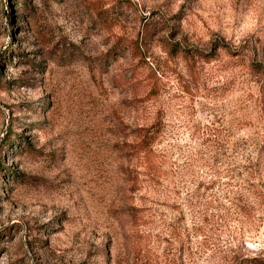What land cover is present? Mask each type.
<instances>
[{"label": "rangeland", "instance_id": "1", "mask_svg": "<svg viewBox=\"0 0 264 264\" xmlns=\"http://www.w3.org/2000/svg\"><path fill=\"white\" fill-rule=\"evenodd\" d=\"M0 264H264V0H0Z\"/></svg>", "mask_w": 264, "mask_h": 264}]
</instances>
